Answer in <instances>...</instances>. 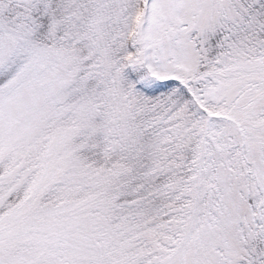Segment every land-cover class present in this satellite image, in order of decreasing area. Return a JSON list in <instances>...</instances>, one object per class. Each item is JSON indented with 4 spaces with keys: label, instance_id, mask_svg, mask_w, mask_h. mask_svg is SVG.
I'll use <instances>...</instances> for the list:
<instances>
[{
    "label": "snow or ice",
    "instance_id": "obj_1",
    "mask_svg": "<svg viewBox=\"0 0 264 264\" xmlns=\"http://www.w3.org/2000/svg\"><path fill=\"white\" fill-rule=\"evenodd\" d=\"M0 264H264V0H0Z\"/></svg>",
    "mask_w": 264,
    "mask_h": 264
}]
</instances>
